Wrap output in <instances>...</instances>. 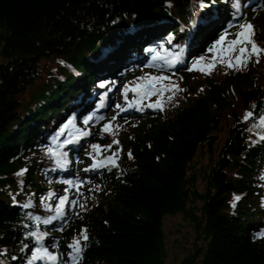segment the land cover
<instances>
[{"label": "trees", "instance_id": "16d2710c", "mask_svg": "<svg viewBox=\"0 0 264 264\" xmlns=\"http://www.w3.org/2000/svg\"><path fill=\"white\" fill-rule=\"evenodd\" d=\"M240 12L234 0H0V183L21 168L26 189L17 197L35 193L29 208L0 196V264H24L35 247L28 214L44 218L40 197L58 178L46 146L65 114L83 108L76 91L142 63L146 49L149 60L152 49L182 52V79L173 82L184 91L168 93L159 117L126 124L120 145L94 139L118 152V166L102 170L110 192L90 193L83 210L39 230L52 231L47 241H58L61 264H71L67 246L85 228L79 264H167L164 219L182 213L205 234L201 264H264V128L254 127L264 115V53L241 68L218 60L207 73L188 70ZM253 29L264 49V15ZM33 84L34 104L22 111ZM248 111L255 115L245 121ZM222 132L201 189L193 161L200 150L212 154Z\"/></svg>", "mask_w": 264, "mask_h": 264}, {"label": "snow or ice", "instance_id": "6c2138e0", "mask_svg": "<svg viewBox=\"0 0 264 264\" xmlns=\"http://www.w3.org/2000/svg\"><path fill=\"white\" fill-rule=\"evenodd\" d=\"M204 6L203 4L201 5ZM231 35L229 32H225L220 35L219 38L215 41V43L208 49L209 52L213 53L212 62L209 63L205 68H201L199 70L209 72L211 68L215 67V63L219 60L221 63L226 62V66L229 68H241L247 65V62L253 57H256V62H259V57L261 53H264V49L259 48L258 45L251 39L254 35L253 26L248 23L239 24V30L235 33V39L229 40L228 37ZM225 56L227 57L225 61ZM204 57H200L197 59L192 68L188 69L197 70L198 66L204 61ZM163 61L159 66L155 63L156 61ZM153 63L147 65L148 67H157L158 71L163 72L167 68L174 67L176 63L179 61V54H174L171 57L161 56L159 52L152 56ZM168 81V83H165ZM101 88L107 87L105 83H101L99 85ZM110 90V89H109ZM179 90L178 85H175L171 82V77L164 75H152L150 73H145V75L137 77L134 81H130L123 88L122 95L124 97L125 104L128 107H132L135 105H140L144 102L145 99H150L153 95L157 96L158 99L149 103L147 107H154L163 110V104L159 97H162L165 92L175 93V91ZM131 92L133 94V100L129 101L128 93ZM168 99H173V96H168ZM255 107V106H254ZM116 108L119 112L126 111L127 109L121 107V105L117 104ZM118 112V114H119ZM253 111H248L245 114V121L252 119L254 117ZM117 117L114 116L112 120H115ZM104 119L103 116H97L95 113L88 115L84 120L83 124L85 126L89 125L90 122ZM70 126L73 128L72 131H69ZM254 127L264 128V115H260L257 119ZM101 131L103 132H111L112 131V121L104 124ZM91 133L86 129L76 128L73 120H69L57 133V136L53 139V147H49L46 149V154L53 157L55 159V163L57 167H64L67 163L66 153L62 151L64 147L69 144L77 143L79 139L90 135ZM60 136H65V138L61 141L59 139ZM264 139V137H261ZM119 141H113V144H118ZM57 149H60L58 151ZM92 152L90 153L91 158L93 160L92 168L98 167H106V166H118L117 165V155L118 152H111L112 145L101 146L99 144L91 145ZM105 152H111V155L105 156ZM129 158H131V153L129 152ZM26 170H22L18 172L17 175H23V172ZM87 171V169H86ZM65 184L68 185L64 190V195L60 197H56L55 193L49 192L47 196L41 197V204L45 207L46 210L53 213V215L41 219L39 216H33L28 214V218L34 221L36 225V230L31 231L27 234L26 239L31 237L35 242V247L31 249V255L27 264H37V261L41 262V264H61L62 254L59 252V243L54 242L52 244V248L56 249V251H50L49 247L44 245V241L47 237L46 232H41L39 230V225L41 223L47 225L51 224L55 220H63L66 215V209H75L77 205H79L80 209H84L83 204H79L78 197L80 195L79 189L82 186L83 182H76L73 180L64 181ZM72 188L76 189L77 198L73 199L70 197L69 193ZM56 199V203L53 206L50 201ZM239 200V197L235 198ZM24 208L32 207V201H28ZM79 215V213H76ZM28 227V225H25ZM60 231H63V225L60 228ZM261 238H264L262 236ZM89 237L87 234V229H82L79 236L73 238L72 242L67 246L71 249L69 253V260L71 264H79L81 259V254L86 246V242ZM25 248L28 246L25 245Z\"/></svg>", "mask_w": 264, "mask_h": 264}, {"label": "rangeland", "instance_id": "374dc122", "mask_svg": "<svg viewBox=\"0 0 264 264\" xmlns=\"http://www.w3.org/2000/svg\"><path fill=\"white\" fill-rule=\"evenodd\" d=\"M209 58V61H212V56H207ZM4 61V57L0 52V62ZM43 63V62H42ZM204 65H206L208 62V59H204L202 62ZM159 76V75H158ZM135 80L137 77L132 76ZM133 80V81H134ZM38 88V84H33L28 89L22 93L21 95V106L20 109L24 111L29 106H32L33 99H32V93L35 92V89ZM122 86L121 84L117 88L118 91H121ZM200 93V92H199ZM181 95V94H180ZM131 96V97H130ZM129 101L133 100V94L130 92L128 96ZM119 100L121 103V107L125 108V101L124 97L119 95ZM149 101L146 105L145 102ZM152 102V97L150 99H145L144 102L140 105H138L139 111L144 110L146 113V110L150 109H156L154 107H147V105ZM36 105V104H35ZM127 105V110H128ZM117 108H115V113L109 114L104 119L100 120V123H104L105 119L109 117V120L111 119L110 116H113L115 114L121 115L124 114L125 111L119 112ZM138 113H127V115L121 116V117H130V118H136L141 117L142 115H137ZM161 112H157V115H160ZM159 117V116H157ZM108 122V121H107ZM117 126V125H116ZM116 126L114 127V130L112 129L111 132H106L107 134L112 136V139L118 140V134L115 132ZM94 131V130H92ZM225 133L220 134V141L217 146L214 147L213 153H209L207 150H200L198 152V155L193 161V167L195 168V171L198 173V183L199 188H203L205 186V181L202 180L204 171L208 169V164L210 163L211 157L215 160L217 158L219 145L223 142L225 138ZM119 141V140H118ZM90 142V141H89ZM120 145V142H119ZM86 149V146H85ZM88 161L90 158H87ZM23 169H18L15 172H13V176L16 177V180L14 182H4L0 183V196H2L5 199H8L14 203L22 202L23 205L28 203V201L32 200L35 197V193L33 189L28 188L27 193H25V196H27V200H23L21 198H18L17 196L24 192L26 189L24 185V173L23 175H17L18 172H21ZM108 178V175L105 176V179ZM110 181L105 182H99L98 192L102 195H107L110 192ZM69 195H71L69 193ZM98 197L100 198L99 194ZM80 198H78L79 200ZM35 202V201H34ZM82 202V200H81ZM164 231H165V241H166V248H167V264H201L203 252L206 247L207 240L205 238V234L201 231V229H197L195 224L191 222L188 218L185 217L182 213H178L176 215H170L167 216L164 219Z\"/></svg>", "mask_w": 264, "mask_h": 264}]
</instances>
